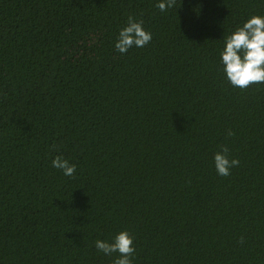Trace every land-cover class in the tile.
I'll use <instances>...</instances> for the list:
<instances>
[{
    "label": "trees",
    "instance_id": "trees-1",
    "mask_svg": "<svg viewBox=\"0 0 264 264\" xmlns=\"http://www.w3.org/2000/svg\"><path fill=\"white\" fill-rule=\"evenodd\" d=\"M156 3L0 0V264H113L95 241L121 231L132 264H169V10ZM254 15L264 0L170 9V264H264V84L233 87L219 63ZM130 16L152 40L121 54ZM223 147L239 160L226 177Z\"/></svg>",
    "mask_w": 264,
    "mask_h": 264
},
{
    "label": "clouds",
    "instance_id": "clouds-1",
    "mask_svg": "<svg viewBox=\"0 0 264 264\" xmlns=\"http://www.w3.org/2000/svg\"><path fill=\"white\" fill-rule=\"evenodd\" d=\"M175 3L176 0H157L156 7L165 12L173 8ZM151 40L152 33L144 28L143 22L130 16L126 26L119 30L114 47L124 54L133 47L143 48ZM219 63L225 78L233 87L245 89L251 84H264V16L250 17L225 37ZM228 135L232 133L229 131ZM213 164L217 175L226 177L233 167L238 166L239 160L229 159L228 148L223 147L214 154ZM51 166L69 177L76 172V165L70 164L62 156L53 158ZM95 247L105 256L118 253L113 264H132L135 248L127 231L117 233L111 242L98 239Z\"/></svg>",
    "mask_w": 264,
    "mask_h": 264
}]
</instances>
